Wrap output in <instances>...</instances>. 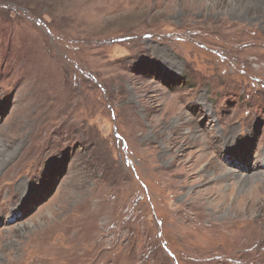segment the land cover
<instances>
[{
    "label": "rangeland",
    "instance_id": "374dc122",
    "mask_svg": "<svg viewBox=\"0 0 264 264\" xmlns=\"http://www.w3.org/2000/svg\"><path fill=\"white\" fill-rule=\"evenodd\" d=\"M255 173L264 0H0V264H264Z\"/></svg>",
    "mask_w": 264,
    "mask_h": 264
},
{
    "label": "bare ground",
    "instance_id": "6f19581e",
    "mask_svg": "<svg viewBox=\"0 0 264 264\" xmlns=\"http://www.w3.org/2000/svg\"><path fill=\"white\" fill-rule=\"evenodd\" d=\"M255 4H256V3H255ZM227 175H228V176H234L235 174L229 171V172L227 173ZM263 176H264V175H262V174L255 173L254 176H253V178H263ZM237 180H242V179H237ZM238 185H240V182H238Z\"/></svg>",
    "mask_w": 264,
    "mask_h": 264
}]
</instances>
